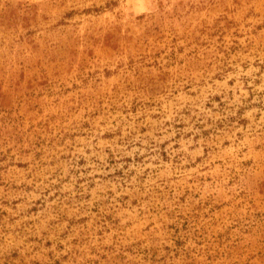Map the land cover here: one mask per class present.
<instances>
[{
    "label": "rangeland",
    "instance_id": "obj_1",
    "mask_svg": "<svg viewBox=\"0 0 264 264\" xmlns=\"http://www.w3.org/2000/svg\"><path fill=\"white\" fill-rule=\"evenodd\" d=\"M0 264H264V0H0Z\"/></svg>",
    "mask_w": 264,
    "mask_h": 264
}]
</instances>
